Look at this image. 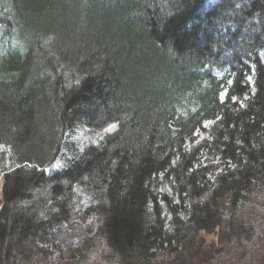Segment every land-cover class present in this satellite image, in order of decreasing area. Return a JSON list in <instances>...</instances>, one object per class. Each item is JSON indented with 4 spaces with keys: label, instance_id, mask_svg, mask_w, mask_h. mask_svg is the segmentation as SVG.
Masks as SVG:
<instances>
[{
    "label": "trees",
    "instance_id": "trees-1",
    "mask_svg": "<svg viewBox=\"0 0 264 264\" xmlns=\"http://www.w3.org/2000/svg\"><path fill=\"white\" fill-rule=\"evenodd\" d=\"M0 176V264H264V0H0Z\"/></svg>",
    "mask_w": 264,
    "mask_h": 264
},
{
    "label": "rangeland",
    "instance_id": "rangeland-1",
    "mask_svg": "<svg viewBox=\"0 0 264 264\" xmlns=\"http://www.w3.org/2000/svg\"><path fill=\"white\" fill-rule=\"evenodd\" d=\"M0 186H1V183H0ZM197 237L198 238H196V241L198 242V244H202V242H204L205 246L207 247V250L209 248L214 249L217 247V237H216L215 232L213 233H204V232L201 233L200 232Z\"/></svg>",
    "mask_w": 264,
    "mask_h": 264
}]
</instances>
